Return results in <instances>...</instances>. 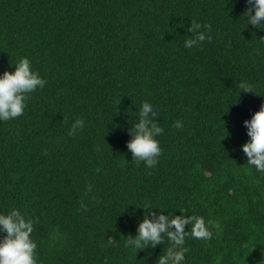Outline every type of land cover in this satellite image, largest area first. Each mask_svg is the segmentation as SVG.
I'll return each mask as SVG.
<instances>
[{"label": "trees", "instance_id": "1", "mask_svg": "<svg viewBox=\"0 0 264 264\" xmlns=\"http://www.w3.org/2000/svg\"><path fill=\"white\" fill-rule=\"evenodd\" d=\"M245 8L0 0V73L26 56L48 81L21 117L0 122V213L16 207L37 221L38 264H155L167 238L156 249L125 246L144 214L132 208L146 206L211 221L212 240L186 238L185 264H264V173L239 150L243 121L264 103V31L244 28ZM193 20L213 38L186 49ZM142 101L164 128L150 169L126 148ZM77 118L85 127L69 136Z\"/></svg>", "mask_w": 264, "mask_h": 264}, {"label": "clouds", "instance_id": "2", "mask_svg": "<svg viewBox=\"0 0 264 264\" xmlns=\"http://www.w3.org/2000/svg\"><path fill=\"white\" fill-rule=\"evenodd\" d=\"M246 8L241 17H246L244 28L264 31V0H245ZM188 38L183 40L186 49L199 48L205 42L212 41L211 25L193 20L188 27ZM14 66V71L0 73V122H7L21 117L27 108L30 94L43 89L48 81L33 70L29 58L21 57ZM244 93H255L254 86L242 83ZM257 95V94H256ZM134 120L127 130L130 139L126 148L132 160L142 162L146 168H154L162 155V148L157 137L164 134V128L156 118L159 117L152 103L142 101L139 109L133 112ZM182 129L183 121L176 120L173 125ZM248 140L240 146V152L247 159V165L257 173H264V103L250 119L243 121ZM85 127L83 118H77L68 130L69 136L76 135ZM116 127V125H115ZM88 191H91L89 186ZM137 209H143L142 220L137 224L135 236L126 237L125 246L137 252L156 249L160 245L163 254L155 260V264H185L189 251L185 247L186 238L210 241L213 239L211 221L198 215L165 214L155 207H133L131 216ZM155 209V210H154ZM37 221L27 216L19 208L12 207L6 214L0 213V264H38L37 243L32 238ZM187 228V230H186ZM152 255L151 252L148 253Z\"/></svg>", "mask_w": 264, "mask_h": 264}]
</instances>
